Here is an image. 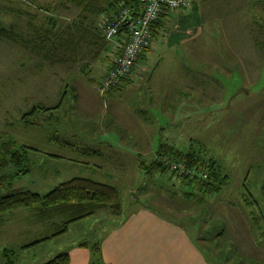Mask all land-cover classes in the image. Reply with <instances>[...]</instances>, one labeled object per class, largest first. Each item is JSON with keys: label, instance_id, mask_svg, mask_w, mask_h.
Segmentation results:
<instances>
[{"label": "rangeland", "instance_id": "374dc122", "mask_svg": "<svg viewBox=\"0 0 264 264\" xmlns=\"http://www.w3.org/2000/svg\"><path fill=\"white\" fill-rule=\"evenodd\" d=\"M74 1L0 0V134L33 149L28 173L0 195H43L82 177L114 186L121 214L98 210L23 248L50 236L61 218L38 220L17 209L0 225V264L4 249L12 264H39L85 242L98 243L103 259V241L136 209L182 225L207 264H264V0H194L171 13L151 52L105 94L94 85L109 66L111 44L97 51L82 43L74 61L50 64L24 43L32 19L39 28L52 16L54 40L72 31L84 16ZM173 34L179 41L168 46ZM33 108L28 123L20 122ZM160 144L194 152L228 180L205 194L170 174H145L140 166Z\"/></svg>", "mask_w": 264, "mask_h": 264}, {"label": "trees", "instance_id": "16d2710c", "mask_svg": "<svg viewBox=\"0 0 264 264\" xmlns=\"http://www.w3.org/2000/svg\"><path fill=\"white\" fill-rule=\"evenodd\" d=\"M74 2L84 13L83 17H85V12L86 16L116 13L119 3L130 6L133 9V15H136L139 10L138 0H109L107 4L102 5H100L99 0H75ZM27 17L33 18L31 16ZM46 22L47 25L45 27L40 26L39 28L33 25V19L32 22H27L26 26L31 30L32 38L25 40L24 43L26 42V46L32 54L41 56L44 61L50 64H62L74 61L77 56L76 50L82 43L93 46L97 51L102 50L107 45L94 23L88 25L80 18L74 20V22H71L72 31L66 33L67 35L64 37L54 40L55 37L52 34V29L55 19L49 16L46 18ZM159 23L160 19L153 22L151 30L153 26H158ZM0 33L6 36L4 30H1ZM109 67L110 63L106 70ZM127 78L121 79V82L117 86L111 87L108 91L100 94L118 89ZM97 84L98 82L94 86L96 87ZM64 94L65 91L62 92L60 98ZM76 98V95L73 93V99L75 100ZM34 109L29 113L23 114L20 122L28 123L26 116L33 113ZM41 109L48 111L51 108ZM28 150L33 149L19 145L0 134V189L3 187L10 190L14 178L28 173ZM164 158L167 162H164ZM170 164L171 166L180 165L182 173L178 171L177 166L176 170H172ZM140 168L148 175L156 173L160 175L170 174V176L181 180L183 184H192V186H195V188L205 194L218 192L228 180L227 176H220L218 170L212 165V162L206 165L194 152H182L166 144H160L155 152V157L151 159L149 164L143 167L140 166ZM200 173L205 174V178L199 175ZM260 190L264 199V178ZM17 209H27L38 220H49L53 217L61 218L53 228L55 231L50 236L42 240H34L23 248H28L45 239L64 233L69 223L91 216L98 210H107L115 216L121 214L119 195L114 186L82 177H74L60 183L43 195L28 190H11L6 194L0 195V225L4 221V215H8ZM154 214L174 223L171 219L165 218L159 213L154 212ZM125 219L126 216L123 217V220ZM79 247L88 251V264H104L98 243L87 244L85 242L80 244ZM2 255L6 264L13 263L11 260L12 251L4 249ZM70 262L71 259L68 251H62L39 264H70Z\"/></svg>", "mask_w": 264, "mask_h": 264}, {"label": "crops", "instance_id": "0c3cea01", "mask_svg": "<svg viewBox=\"0 0 264 264\" xmlns=\"http://www.w3.org/2000/svg\"><path fill=\"white\" fill-rule=\"evenodd\" d=\"M76 8L79 7L76 6ZM169 15L160 16V23L163 18H170ZM93 16L85 15V17L81 16L80 19L88 25L94 23L99 27V16L95 20L96 16ZM161 27L162 24L153 26L147 52L152 49V40L158 36ZM169 41L171 43L179 41L177 34L168 38V46L170 45ZM144 55L145 52L142 56ZM106 68L105 66L102 75ZM81 71L82 69H79V73ZM170 108L173 112L174 107L171 106ZM182 227V225L170 223L162 217L159 218L147 210L136 209L130 212L129 216H126L122 225L111 229L108 237L103 241V260L107 264H207L197 246L189 242ZM66 250L70 255V264H87V250L82 248H68ZM145 256H147L146 259Z\"/></svg>", "mask_w": 264, "mask_h": 264}, {"label": "built area", "instance_id": "2783aa9c", "mask_svg": "<svg viewBox=\"0 0 264 264\" xmlns=\"http://www.w3.org/2000/svg\"><path fill=\"white\" fill-rule=\"evenodd\" d=\"M194 0H138L139 10L133 15V9L123 3L118 4L116 13L102 14L99 32L102 38L111 44L110 67L98 81L95 90L99 93L117 86L121 79L129 77L138 58L149 47L151 25L164 14H171L189 8ZM177 165L171 169L176 170ZM182 173V167L177 166ZM203 178L205 174L200 173Z\"/></svg>", "mask_w": 264, "mask_h": 264}]
</instances>
